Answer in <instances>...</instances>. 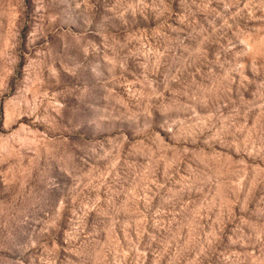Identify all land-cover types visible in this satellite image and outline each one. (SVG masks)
Segmentation results:
<instances>
[{
    "label": "clouds",
    "instance_id": "clouds-1",
    "mask_svg": "<svg viewBox=\"0 0 264 264\" xmlns=\"http://www.w3.org/2000/svg\"><path fill=\"white\" fill-rule=\"evenodd\" d=\"M0 264H264V0H0Z\"/></svg>",
    "mask_w": 264,
    "mask_h": 264
}]
</instances>
